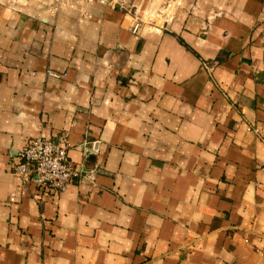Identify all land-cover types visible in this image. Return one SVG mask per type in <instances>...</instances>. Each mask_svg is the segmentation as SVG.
<instances>
[{"label":"crops","instance_id":"obj_1","mask_svg":"<svg viewBox=\"0 0 264 264\" xmlns=\"http://www.w3.org/2000/svg\"><path fill=\"white\" fill-rule=\"evenodd\" d=\"M126 4L0 0V264H264V0ZM39 137L89 178L13 175Z\"/></svg>","mask_w":264,"mask_h":264},{"label":"built area","instance_id":"obj_2","mask_svg":"<svg viewBox=\"0 0 264 264\" xmlns=\"http://www.w3.org/2000/svg\"><path fill=\"white\" fill-rule=\"evenodd\" d=\"M54 12L65 9L80 10L89 4L118 10L129 14L127 0H50ZM134 15V25L131 29L137 35L141 28L140 18ZM69 145L61 140L39 137L29 141L17 155L18 162L12 165V173L24 184L33 185L40 192L47 195H61L74 181H82L89 176L73 167L67 160Z\"/></svg>","mask_w":264,"mask_h":264}]
</instances>
